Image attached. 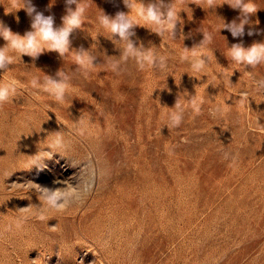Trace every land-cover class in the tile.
<instances>
[{
	"label": "rangeland",
	"instance_id": "obj_1",
	"mask_svg": "<svg viewBox=\"0 0 264 264\" xmlns=\"http://www.w3.org/2000/svg\"><path fill=\"white\" fill-rule=\"evenodd\" d=\"M84 2L85 23L63 58L17 56L0 70V82L23 85L0 105V264H264V92L253 84L264 65L225 56L234 43L264 42V0L237 38L218 29L238 22L239 10L185 0L175 38L141 26L131 37L155 46L167 67L141 71L130 59L117 72L110 64L121 45L97 18L129 9ZM32 4L62 26L65 0ZM17 6L0 0V21L24 35L31 18ZM202 32L213 37L208 64L193 74L180 56ZM81 48L96 56L89 70L75 62ZM58 71L69 77L62 102L31 87ZM181 110V124L166 126L167 113Z\"/></svg>",
	"mask_w": 264,
	"mask_h": 264
},
{
	"label": "clouds",
	"instance_id": "obj_2",
	"mask_svg": "<svg viewBox=\"0 0 264 264\" xmlns=\"http://www.w3.org/2000/svg\"><path fill=\"white\" fill-rule=\"evenodd\" d=\"M123 3L129 9L128 13L121 11L111 17L101 11L97 18L99 27L109 33L107 38L113 43L121 45L119 47L122 50L121 55L117 60L111 62V70L119 71L121 63H126L130 59L136 62L141 71L146 68L164 70L167 67L168 57L158 55L155 46L148 48H145L143 44L137 46L131 37L135 36L134 28L141 26L150 29L161 38L165 34L175 38L177 24L178 22L182 23L179 13L182 10L185 11L182 6L185 0H171V3H165L164 0H151L147 4L143 0H123ZM191 3H195L205 10L215 9L223 4L229 5L234 10H239L238 22L236 20L231 23L223 21L222 27L218 29L219 32L221 29L228 30L234 38L245 35V26L250 25V17L259 9L256 0H193ZM17 5L15 10L24 9L31 18V30L24 35H19L0 21V38L6 41V44L0 47V70H3V73L8 72L9 66L16 63L17 56L20 60L23 55L35 60L47 51L56 52L63 58L70 51V35L75 30L82 28L88 11V4L84 0H65L66 15L62 17L63 24L61 27H55L54 17L37 11L32 0H17ZM72 5H75L74 9ZM133 13L135 15H132ZM202 33V41L191 49L184 47L180 56L182 62L189 64L193 74L205 72L208 64L209 56L205 49L212 42L213 37L210 33ZM247 34L253 35L251 28ZM224 39L226 38L224 37ZM225 56L237 66L255 69L264 65V42L253 43L249 47H245L242 42L234 43L228 47ZM95 60L96 56L91 51H86L83 48L75 50V62L82 69H91L95 65ZM68 80L69 77L65 73L58 71L55 78L46 75L43 84L37 78H33L30 85L33 89L42 88L56 101L62 102L70 87ZM253 84L256 91L264 92V79L253 78ZM21 87H23L21 82L11 77L6 82H0V105L9 102ZM192 106L197 112L199 111L195 100L192 101ZM173 108L179 109L180 104L176 102ZM167 116L169 125L166 126L171 127H178L183 119L182 110L170 111ZM227 158L228 154L225 153V159Z\"/></svg>",
	"mask_w": 264,
	"mask_h": 264
}]
</instances>
